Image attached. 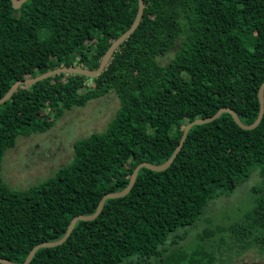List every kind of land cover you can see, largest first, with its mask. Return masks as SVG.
Segmentation results:
<instances>
[{
	"label": "trees",
	"instance_id": "16d2710c",
	"mask_svg": "<svg viewBox=\"0 0 264 264\" xmlns=\"http://www.w3.org/2000/svg\"><path fill=\"white\" fill-rule=\"evenodd\" d=\"M137 0H0V97L12 82L58 66L97 67L130 25ZM133 31L102 71L60 72L19 85L0 103V163L18 136L43 133L65 110L110 92L117 107L101 130L75 138L70 159L24 188L0 165V257L21 262L35 244L59 238L71 217L122 189L139 162L159 164L190 120L231 108L248 124L264 79V0H142ZM164 58V59H163ZM91 81V85L87 83ZM263 111L238 127L227 112L190 126L170 164L137 170L129 190L106 198L91 220H76L58 245L27 264H226L264 250V187L225 224L184 239L209 202L256 171L264 179ZM179 232V233H178ZM224 253V254H223ZM1 264V263H0Z\"/></svg>",
	"mask_w": 264,
	"mask_h": 264
},
{
	"label": "rangeland",
	"instance_id": "374dc122",
	"mask_svg": "<svg viewBox=\"0 0 264 264\" xmlns=\"http://www.w3.org/2000/svg\"><path fill=\"white\" fill-rule=\"evenodd\" d=\"M87 83L91 85L90 80ZM116 107L117 99L110 92L89 100L82 107L65 110L52 127L43 133L18 136L14 146L2 155L0 165L3 180L11 187L24 188L50 175L70 159L72 141L92 131L101 130ZM252 187H264V179L256 171H252L227 196L211 200L204 217L178 242L186 245L193 240L195 233L208 227L205 218L209 217L212 224L219 225L237 219L251 204ZM224 253L229 255L226 264H264V250L256 247L237 255L233 251Z\"/></svg>",
	"mask_w": 264,
	"mask_h": 264
},
{
	"label": "water",
	"instance_id": "95a60500",
	"mask_svg": "<svg viewBox=\"0 0 264 264\" xmlns=\"http://www.w3.org/2000/svg\"><path fill=\"white\" fill-rule=\"evenodd\" d=\"M24 1L25 0H10L11 5L15 8L18 7ZM142 7H143L142 6V0H137L136 11H135L134 17H133L130 25L121 34H119L116 38H114L110 42V44L106 48L105 52L101 56V59H100L96 68L87 69V68L78 67V66H58V67H55L53 69H49V70H46L42 73L34 75V76H29V77H25L23 79L15 80L14 82L11 83V85L8 87L6 92L0 97V103L5 101L6 99H8L19 85H29L31 83H34L37 80L46 78V77L53 75V74H57L60 72H70V73L81 74V75L88 76V77H93V76L99 74L102 71V69L104 68L108 59L110 58L112 52L118 46V44L120 42H122L136 27V25L139 21L141 12H142ZM263 88H264V79L260 82V84L258 85L257 90H256V97H257V102H258V112H257L255 119L252 122H250L248 124L242 123L238 119L235 112L231 108H228V107H220L210 116H206L203 118H195L193 120L188 121L182 127L178 142L174 146L171 154L168 156V158L166 160H164L163 162H161L159 164H152V163L145 162V161L137 163L133 167V169L129 175L127 184L122 189L103 194L100 197V199L98 200V202L95 206V209L92 213H90V214H78V215H74L73 217H71L68 224L66 225V228H65L63 234L59 238H57L55 240H51V241H42L40 243L35 244L27 252L25 258L21 262H12L6 258L0 257V263L1 264H27V262L30 260L32 254L34 253V251L37 248H39V247H51V246L58 245L61 242H63L66 239V237L68 236V234H69L70 230L72 229L76 220H91V219H93L98 214V212L100 211L102 203L106 198L118 197V196L124 195L129 190V188L132 186V183L135 179L137 170L140 167H145V168H148V169L153 170V171H160V170H163L164 168H166L170 164V162L172 161V159L175 156V154L177 153V151L179 150V148H180V146H181V144L185 138L186 132L190 128V126H192L194 124H201V123L208 122V121L214 119L215 117H217L221 112L224 111V112H227L230 114L232 120L235 122V124L238 127L242 128V129L253 128L259 122V120L261 118L262 111H263V98H262Z\"/></svg>",
	"mask_w": 264,
	"mask_h": 264
}]
</instances>
